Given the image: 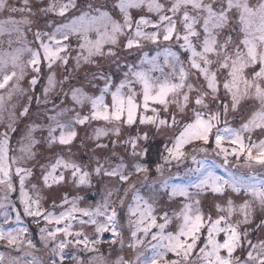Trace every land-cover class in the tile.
Returning <instances> with one entry per match:
<instances>
[{
	"label": "snow or ice",
	"instance_id": "6c2138e0",
	"mask_svg": "<svg viewBox=\"0 0 264 264\" xmlns=\"http://www.w3.org/2000/svg\"><path fill=\"white\" fill-rule=\"evenodd\" d=\"M0 249L264 264V0H0Z\"/></svg>",
	"mask_w": 264,
	"mask_h": 264
},
{
	"label": "rangeland",
	"instance_id": "374dc122",
	"mask_svg": "<svg viewBox=\"0 0 264 264\" xmlns=\"http://www.w3.org/2000/svg\"><path fill=\"white\" fill-rule=\"evenodd\" d=\"M31 228L33 229V231H35V225H31ZM2 250V249H0Z\"/></svg>",
	"mask_w": 264,
	"mask_h": 264
}]
</instances>
